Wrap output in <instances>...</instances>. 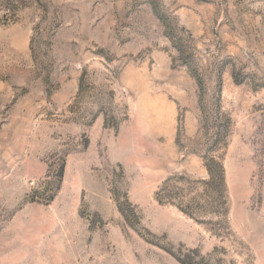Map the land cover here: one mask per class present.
<instances>
[{
	"label": "rangeland",
	"instance_id": "374dc122",
	"mask_svg": "<svg viewBox=\"0 0 264 264\" xmlns=\"http://www.w3.org/2000/svg\"><path fill=\"white\" fill-rule=\"evenodd\" d=\"M0 264H264V0H0Z\"/></svg>",
	"mask_w": 264,
	"mask_h": 264
},
{
	"label": "trees",
	"instance_id": "16d2710c",
	"mask_svg": "<svg viewBox=\"0 0 264 264\" xmlns=\"http://www.w3.org/2000/svg\"><path fill=\"white\" fill-rule=\"evenodd\" d=\"M159 18H160V21L162 22V24H164L165 26V22H164V17L161 16V14L159 12H157ZM212 163H216L214 161V159L211 160ZM64 170H65V164L62 163V165L60 166L59 170L57 171L55 177H54V181H53V188H54V191H53V195L51 197H49V202H51L54 198H55V194L56 192L60 189V186H61V182H62V179H63V176H64Z\"/></svg>",
	"mask_w": 264,
	"mask_h": 264
}]
</instances>
